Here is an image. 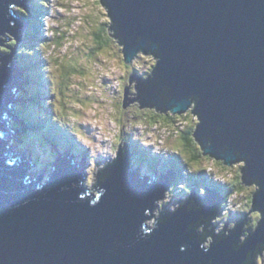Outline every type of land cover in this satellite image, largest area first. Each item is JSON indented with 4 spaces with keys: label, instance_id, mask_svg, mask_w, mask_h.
<instances>
[{
    "label": "water",
    "instance_id": "obj_1",
    "mask_svg": "<svg viewBox=\"0 0 264 264\" xmlns=\"http://www.w3.org/2000/svg\"><path fill=\"white\" fill-rule=\"evenodd\" d=\"M12 4L25 5L21 0H0V35L6 31L18 39L21 21L12 16ZM102 4L110 9L111 29L121 38L126 61L139 48L161 57L152 78L130 76V84L138 82V93L130 99L126 85L123 106L138 100L141 108L156 105L162 112L182 113L193 101L192 112L201 121L194 134L204 153L228 164L241 158L246 163L243 181L259 185L253 208L222 240L227 224L215 234L211 219L223 198L213 188L220 203L195 199L192 190L183 200L187 204L174 212L162 211L155 218L157 228L145 232L144 221L154 216L155 201L162 199L175 174L169 169L159 185L128 171L131 154H123L125 144L123 148L119 144L116 159L102 173L98 170L96 198L81 185L85 160L82 170L62 160L45 188L38 185L41 175L25 182L19 156L8 166L11 147L5 154L13 135L11 117L4 111L16 97L19 85L14 81L20 80L9 67L12 49L0 57V131H5L0 135V264H246L248 259L234 254L255 249L248 236L257 234L258 244L264 246V0H102ZM4 41L0 39V44ZM253 210L262 218L238 247L247 214Z\"/></svg>",
    "mask_w": 264,
    "mask_h": 264
},
{
    "label": "rangeland",
    "instance_id": "obj_2",
    "mask_svg": "<svg viewBox=\"0 0 264 264\" xmlns=\"http://www.w3.org/2000/svg\"><path fill=\"white\" fill-rule=\"evenodd\" d=\"M101 3L100 0H49L50 5L48 4L46 7H43L45 12H39L44 14V17L39 18L38 20V22H42V29L40 27L41 33L44 34V30H46L45 36L47 38L45 40L49 44V50H42L46 54V59H44L43 63L45 62L46 67L49 66L47 72L49 73L50 81L52 82V84L50 83L51 88L53 84L58 87L63 81L62 89L68 90L65 91L63 95H61V92L56 94V100L59 103L57 109L60 111V120L63 125L57 122L56 119L54 121L57 127L62 129V136H67L66 142L68 141V145L70 146L68 148L73 146L75 150H78L77 147L79 144L82 148L88 150L89 165L87 166V161H85V166L83 167L85 168L87 166V171L83 168L84 178L82 182L87 184L92 192H94V186L98 183V170L103 171L108 163L111 164L116 159L119 144H130L129 140H140L143 144L142 146L147 149V152L150 150L153 154L163 153L166 155L163 159L165 163L168 162L172 167L174 160H171L170 158L177 152L174 148L175 146H178L179 149L181 147L179 143H175L176 138H174L175 136L177 137V135L182 134L178 128L184 129L185 132H190L193 125L197 123V116L195 115L197 113L193 114L194 112H192L195 105H191L187 111L192 114L173 115L171 113L172 115L170 117L165 118H162L160 114H164L165 111L162 112V109H156V106H145L141 108V103L138 100L123 106L124 87L126 85L130 91L128 97H130V99L137 97L138 91L135 88L137 80H132L130 84V76L135 74L134 70L138 67L142 71H151V68L157 64V58L152 55H142L140 53L138 56L141 55L143 57L140 56L139 60H136L131 64L126 63L127 61L124 56L123 46L117 41H113V45L112 42H110L109 45L111 46H102L98 49L97 54V36L99 37L98 33H101L99 31L100 26L106 21L107 23L111 22L107 7L103 5V8ZM27 8L29 7H27L26 4L16 5L14 8L10 7L12 16L17 17V13L14 12L17 10L19 14L18 17L21 16V20L24 17V14L28 13L26 10ZM21 12H24V14ZM26 22L29 25L30 21L26 20ZM34 23L32 24L33 29L30 28L33 31L35 28ZM19 33L21 35L24 34L22 29ZM60 34L62 36H60ZM4 35H0V39L5 40L3 42L4 45H7L8 43L11 44L7 45V47L0 44L1 58L8 56L12 51L11 48H16L19 43V41L9 32H4ZM56 36L60 37L58 38V41ZM91 49H93L92 52H90ZM16 52L17 51H15L12 56L16 58L17 61L18 52ZM21 52L23 51L21 50ZM93 52L94 54H97L95 57ZM25 54L29 53L25 52ZM30 55V60H33L34 54ZM12 56L9 59V62L12 60ZM24 57L25 56L21 53L20 58L23 59ZM70 59L73 62L72 66L74 72L67 67H62V63L67 64ZM110 64L114 65L113 68H111L112 71L110 73L102 72L105 71V68ZM28 65H31V63L29 62ZM21 66L23 67L24 72L27 73V68L23 66L22 63ZM78 66L79 69L83 70L82 72L77 70ZM12 67L16 68V63L12 65ZM138 72L139 70L136 71V73ZM145 74V72L141 73L142 76ZM56 75H58V77ZM44 77L46 76L43 75V78ZM17 84L19 85L18 89L22 90L18 97L22 99L26 98V100H21V104H23L22 107L14 110L15 113H17L15 118L20 115L18 119L16 120L14 118V120H11L10 118L8 126L11 130L16 127L15 129H20V131L24 130L25 132V136L22 137L21 140L24 147H21L19 143L16 144L18 148V151L16 152L19 153V155L25 157L27 154H30L32 157L33 151L38 153L40 152L39 150H41V157L39 158L42 159V163L34 159L36 164H34L35 166L30 172L32 177L27 176L25 179V182H29V180L31 182L33 177L40 176L41 172L43 173L46 171L48 164L47 160L51 159L53 155H56L57 151L55 152V150L49 148L50 150H48L52 152V156L50 157L49 154H44L46 148L43 147L41 143H37L38 136L35 135V132H32V130L29 129L28 120L32 119V121H36L41 127L46 129L47 125L44 123L43 118L48 116L38 115L39 112H33V110L30 113L28 112L30 108H28L27 105H29V100L33 98L32 90L28 83L25 86L21 81H18ZM18 89H15V92L18 91ZM134 89L136 91H133ZM51 96L52 95H49L47 99H50ZM18 101L15 104H17ZM14 106L16 107V105ZM46 106L45 102H41V108L48 110ZM53 106H49L48 111H50L55 118ZM147 113L149 115H147ZM50 121L53 122L52 119H50ZM57 123H59L61 127ZM149 123L151 127L148 126ZM153 123L157 127L152 126ZM73 130L77 132L79 140L77 137L75 138L73 136ZM177 130L180 131V133H178ZM10 138H18V134H16V137L13 136ZM47 139H49V136H47ZM179 139L181 140L182 137L179 136ZM49 141L52 142L50 147L55 146L57 150H60L63 154L66 153L67 157H70L68 150L71 151V149L62 150L61 147L56 145L55 139L47 140V142ZM43 144L44 146L46 145L45 143ZM189 148V152H185L183 157L186 163L190 162L189 159L194 152H197L198 148L203 151V147L198 140H196L195 144H191ZM125 149H127L126 145ZM142 155V161L138 164L131 161L128 169V171H137L140 178L145 176L140 174L138 167H149L154 163H158L156 158L148 156L145 152H143ZM203 155L206 160H193L192 164L190 163L191 172L198 173L200 177L202 175L205 176L206 174L209 179V175L212 174V179L221 184H229V182H235V180L238 179L243 182L242 168L245 166L243 161H237L231 166L230 164L224 165L226 166L224 167L217 165L218 159L213 160L212 158L214 157L208 158V154L206 153ZM147 159L150 162H148ZM82 161L83 160L80 162L82 163ZM239 167H241V170ZM207 168L209 173H207ZM53 169L54 165H50L49 170H47L43 174L44 177L40 179L38 183L39 186H42L47 180L48 176L53 172ZM159 170L161 171V174H163L162 171H165L166 169L162 167V169ZM236 170L240 171L239 175L236 173ZM201 171L205 173H201ZM214 175H217V177ZM148 178V181L154 180V178ZM155 179L157 180L160 178L158 177ZM185 181L183 180L185 186L186 184H189L187 190L182 188V184H180L179 189H176L175 193L168 194L169 190L167 188L163 193L165 197L162 198V200L157 199L155 201V209L153 212L155 216L147 219L148 226H156L155 218H158L162 211L174 212L178 209V206L180 205L178 204L180 197H188L189 194L192 193V190H196L199 193L198 195H200H197L198 198L195 197V199H201L204 197L207 192V189H205L207 183L204 185V180H199V184L204 185L203 187H194L191 178H185ZM172 182L173 181H171V183ZM256 186L257 184L253 182L251 184L244 183L243 189L240 188L236 192L230 188L227 194L229 198L226 199V206L224 207L225 210L223 211L222 216H220V218L218 216L211 219V226L216 225L214 230L215 234L222 231L224 225L227 224L225 235L228 236V230H232L235 227L236 221L244 218L249 209L252 210V198L257 191ZM179 193H181V195H179ZM228 196H226V198ZM149 212V210L145 212L146 216H149ZM247 218L248 220L243 225V231L240 235L241 240L246 239L248 232H250L249 229L252 231V228H256V225L255 227L251 226L252 222L255 220V224H257L262 216L259 210H253L247 214ZM258 258L259 263L257 264H264V253L260 254ZM254 263H256V261Z\"/></svg>",
    "mask_w": 264,
    "mask_h": 264
},
{
    "label": "trees",
    "instance_id": "obj_3",
    "mask_svg": "<svg viewBox=\"0 0 264 264\" xmlns=\"http://www.w3.org/2000/svg\"><path fill=\"white\" fill-rule=\"evenodd\" d=\"M48 4H49V0H38V4H36V5L40 9H43V7H46V5H48ZM28 9H30V7L27 8L26 10L28 11ZM109 11H110V9L108 8V12ZM25 16H27L28 18H30L32 20V22L35 21V20H37V22L34 23L35 24L34 31L31 30V29H33V26H32V28L29 31H27V33L25 32V34L22 35L23 36L22 39L20 40V41H22L23 38H24V42L23 43H18V45H20V46H18L19 48L17 47L19 49V53H17L18 56H17V61H16V68H17L16 70L18 72H20L19 74H20V81H21V83L22 84L25 83V85L28 83L30 89L32 90V94H33V98H31L29 100V105H27V107L30 108V110H28V112L30 113V112H32V110H33V112H39V107L38 106L41 105V102H45V104L47 105L46 107L49 110V106L52 107L53 106V102H52V99L51 98L50 99H47V98L49 97V95H53L54 94V91L51 88L50 83H52V82L50 81V75L47 72L49 70V66L46 67L45 66L46 65L45 62L43 63L44 59H46V54L44 53V51L42 49L49 50L48 49L49 44L45 40L44 43L41 45V42H43L42 41V38H43L42 35H43V33H41V29H40L41 26H40V23L38 22L39 17H40V13H37L35 11H32V12H29L28 14L26 13ZM111 26H113L112 20L109 23H107V21H106L105 23H103L100 26L99 31L101 33H98L99 34V37L96 35L97 36V46H96L97 47V54H98V49H100L102 46H111V45H109L110 42H112V45H113V43H114L113 41H115V39L117 38L116 31L114 29H111L112 28ZM60 36H62V35L60 34ZM56 37H57V41H58L59 40L58 38H60V37L59 36H56ZM118 39L120 40L121 38L118 37ZM9 44H11V43H8L7 45H9ZM21 49L23 50V52H20ZM92 50L93 49H91L90 52H92ZM36 51H38V52H36ZM25 52H27L29 54H25ZM21 53L25 56L23 59L20 58L21 57ZM34 53L37 56V58L36 59L33 58V60L32 59L30 60V58H31V55L30 54H34ZM97 54H94V52H93L94 57ZM152 56H154V55H152ZM39 60H41V61H39ZM29 62L31 63V65H28ZM21 63L23 64V66H25L27 68V73L24 72V69L21 66ZM72 63L73 62H71V59H70V60H68V63L67 64H63L62 63V67H64V68L67 67L71 71L74 72V68L72 66ZM96 63H99V62H96ZM28 66H29L30 69L28 68ZM82 68H84V67H82ZM77 70L79 72H82L83 71V70L79 69V66H78V69ZM43 75H45L46 77L43 78ZM64 75H65V73H64ZM56 76L58 77V75H56ZM62 83H63V81L60 83L61 88H62V85H63ZM44 84H45V91H42L41 90V87ZM66 84H68V83H66ZM58 89H60V88H58ZM21 91L22 90H20V93H21ZM20 93H19V95H20ZM57 93L59 94L60 92L57 91ZM22 105L23 104H21V101H20V102H18L16 104V107L17 108H20V107H22ZM160 114H161L162 118L170 117L172 115L170 112H165L164 114H162V113H160ZM47 115H48V117L51 115V118L50 119H52V121H53L52 122L53 123L52 125L55 128V131H51V133L53 134V136L50 137L49 139L50 140L51 139L52 140L55 139L56 145L58 147H61L62 150H64L63 149V145L64 144L68 148V141L66 142L67 136H62V134H61V130L62 129H60L59 127H57V125L55 124V121H54L55 118L51 114V112H49ZM147 115H149V114L147 113ZM28 126L30 127L29 129H31L32 132H35V135L38 136L37 143L38 144L41 143V145L44 147V144L43 143H45V141H47L49 139H47V135L43 131V128L36 121H32V119H29L28 120ZM193 131H194V125H193V128L191 129V131L186 133V136L183 135L184 137H182V139L185 140V141L183 140L184 141L183 143L176 136L174 137V138H176L175 143H179L181 147L179 149L178 146H175L177 152L174 153L172 155V157L170 158L171 160H174V164H173L172 167L170 166L168 168H170L171 171L174 174H175V172L177 173L178 179H177V182L176 183L180 182L181 179L185 181V178H188V179L191 178V182L193 181L192 184H193L194 187H198V186H202L203 187L207 183V187L208 186L209 187L210 186H213V188H215V190L217 191L218 194L221 195L222 192H223L224 195L228 196L227 193H226V191L225 190L223 191L224 188L222 189L220 187V185L221 186H225L227 183L226 184L217 183L216 181L210 180L206 176V174H205V176L202 175L201 176L202 178H201L200 176H198V173L191 172L192 170H191L190 163L192 164V161L193 160H195V161L196 160H198V161L206 160L205 159V156L203 155L204 154V151L202 152L201 149L198 148L197 149V152H194L193 155H192V157L189 159L190 162L189 163H186L185 162V160L183 158L184 155H185V152H187V151L189 152V150H190L189 147L191 146V144H195L196 143V138L193 137L194 136L193 135L194 134ZM23 135H25L24 130H21V131L18 132L19 140H17L16 143H19L21 147H24V144L22 142H20V138ZM69 138H71V137H69ZM129 142H130V140H129ZM71 144H72V142H71ZM139 144H140L139 146H140V150L141 151L140 150H137V148L135 147L134 140H131V145H130L131 148H130V151H131L132 154H133V151L136 152V153H134V156L132 157L135 160H137L136 157L143 156L142 155L143 152H145L148 156H150L152 158H156V159H157V157L160 156V155H154L150 150H149V152H147L146 151L147 149L144 146H142V142H140ZM26 145H28V144H26ZM80 148H82V147H80ZM39 151L41 152V150H39ZM40 152H39V154H40ZM33 153L36 156V159L38 160V158H39L38 157V153H36L35 151ZM207 157L208 158H212L213 156L211 154H208ZM212 159H216V157H214ZM157 160H158V162H160L159 159H157ZM131 161H134V160H131ZM147 161L150 162L148 159H147ZM165 164L168 165V162L165 163ZM217 165L218 166H224V163H223V161H217ZM224 167H226V166H224ZM239 168L241 170V167H239ZM201 173H205V172L201 171ZM236 173H238V175H239L240 171H237L236 170ZM201 179L205 181L204 185H200L199 184L200 183L199 180H201ZM206 179H207V181H206ZM244 183L246 184V182H244V181L241 182V180L238 179V180H235V182L232 185L233 186H236L238 188L243 189ZM188 185L189 184H186V186H188ZM236 187H235V190H237ZM179 195H181V193H179ZM226 196H221L223 198L224 204L222 203L221 210H220V212L218 214L219 216H222L223 211L225 209L224 207L226 206L225 205ZM247 220H248V218H247ZM255 225H257V224H255V220H254V222H252V225L251 226L252 227L253 226L255 227ZM252 230H254V229L252 228Z\"/></svg>",
    "mask_w": 264,
    "mask_h": 264
},
{
    "label": "bare ground",
    "instance_id": "obj_4",
    "mask_svg": "<svg viewBox=\"0 0 264 264\" xmlns=\"http://www.w3.org/2000/svg\"><path fill=\"white\" fill-rule=\"evenodd\" d=\"M20 30H21V28H19V32H20ZM6 32V31H5ZM140 50V51H139ZM124 52V51H123ZM142 54L143 55V52H142V49L141 48H139L137 51H135V53L133 54V56H132V58H131V60H130V62L129 61H127L126 63H129V64H131L135 59H136V57L139 55V54ZM138 54V55H137ZM152 53L150 52V55H151ZM137 55V56H136ZM153 55V54H152ZM124 56H125V54H124ZM155 56V55H154ZM156 57V56H155ZM157 58V62L159 61V60H161V57H156ZM22 59V58H21ZM18 66V65H17ZM19 67V66H18ZM20 68V67H19ZM17 69V68H16ZM15 69V73L17 72V74H18V76L20 77V72H18L17 70ZM21 71V70H20ZM142 76V75H141ZM145 78H143V80H144ZM20 81V80H19ZM18 82V81H17ZM20 84V83H19ZM25 84V83H24ZM137 84H138V82H137ZM26 86V85H25ZM136 88V87H135ZM16 90L18 89L17 87L15 88ZM136 90H137V88H136ZM14 92H15V90H14ZM15 93H17L16 94V97H18V95H19V93H20V90L18 89V91H16ZM21 100H19L18 102H20ZM134 101H136V100H134ZM16 105V104H15ZM191 105H195L194 104V102L192 101L191 103H190V105H189V107L191 106ZM154 106H156V105H154ZM189 107L187 108V111H188V109H189ZM168 110V109H167ZM174 110H172V109H169L168 111H165V112H170V113H172L173 115L174 114H177V113H179V112H173ZM16 120L18 119V118H15ZM20 131V130H19ZM19 131H16V134H18V132ZM16 137V136H15ZM196 138V137H195ZM11 139H14V138H11ZM11 139H9V147H11V151H13L14 153H10L9 154V161H14V159L16 158V156H19V162H21V158L22 157H24V156H22V155H19V153H17L16 151H18V148H17V143H13L12 141H11ZM128 140V139H127ZM138 143H140V140H138L137 141ZM124 145V144H123ZM123 145H120V148H123ZM125 145H127V144H125ZM143 145V144H142ZM12 146H14V147H12ZM205 149H203V151H204ZM202 151V152H203ZM34 152V151H33ZM32 152V159L34 160H37L36 159V156L34 155V153ZM127 154H131V156H129V164H130V162H131V160H134V158H132L133 156H134V153L132 154L131 153V151H130V149H129V152H127ZM205 154V153H204ZM206 154H210V153H206ZM154 155H160V154H154ZM213 157H216L215 155H212ZM164 157H157V159H159L160 160V163H161V165H162V167H164V168H166L165 166H166V164H165V161H164V159H163ZM216 159H218L217 157H216ZM34 160V161H35ZM214 160V159H213ZM218 161H223V163L225 162V159H221V160H219L218 159ZM135 162V161H134ZM244 163H245V161H243ZM136 163V162H135ZM235 162H233V163H231L230 164V166L232 165V164H234ZM82 164V163H81ZM136 164H138V163H136ZM224 165H229L228 163H224ZM245 165H246V163H245ZM84 166H85V162H84ZM161 167V168H162ZM84 168V167H83ZM161 168H159V169H161ZM170 168H167L165 171H162V173H164V174H166V172L169 170ZM213 171V170H212ZM101 172V171H100ZM161 172V171H160ZM159 172V174H161ZM102 173V172H101ZM207 173H209L208 172V168H207ZM52 174V173H51ZM51 174H50V176H51ZM32 174L30 173V171H28L27 173H26V175L25 176H30V177H32L31 176ZM84 176V175H83ZM145 176H147V175H145ZM199 176V175H198ZM209 177H210V179H212V174L211 175H209ZM36 177H33V180L35 179ZM41 179V178H40ZM177 179H178V176H177V173L175 172V175H174V178H173V182L170 184V185H168L169 186V192H168V194L169 193H173V190H175L176 191V189H179V186H180V184H182V188H184L185 190H187V186H185L184 184H183V180L181 179L180 180V182H178V183H176L177 182ZM32 180V181H33ZM47 180H48V178H47ZM82 180H83V178H82ZM82 180H81V185H82V187L83 188H86V189H88L87 190V193L88 194H90V193H92L93 194V197H97V194H98V191L97 190H93L94 192H92L91 191V188H89L88 187V185L87 184H84V182H82ZM31 181V182H32ZM40 181V180H39ZM212 181H214L213 179H212ZM189 182V181H188ZM157 183V182H156ZM177 187V188H176ZM257 189L259 190V185L257 184ZM168 188V187H167ZM206 188H208V187H206ZM213 188V187H212ZM215 189V188H214ZM208 191V190H207ZM216 191V190H215ZM217 192V191H216ZM207 193V192H206ZM199 193H196L195 194V197H197L198 198V196H200V195H198ZM85 195V193H81V196H84ZM198 195V196H197ZM165 197V195H163V197L162 198H164ZM187 197H180V199L181 200H184V199H186ZM205 199V200H208V197L206 196V194L204 195V197H202L201 199ZM253 199V198H252ZM162 200V199H161ZM161 200H160V202H161ZM224 202V201H223ZM179 204V203H178ZM181 205V204H180ZM179 207V206H178ZM154 209H155V206H154V208H153V210H152V213L154 212ZM177 210V209H176ZM225 210V209H224ZM261 213V212H260ZM149 215H150V212H149ZM153 215H154V213H153ZM262 215V214H261ZM155 216V215H154ZM153 217V216H152ZM151 218V217H150ZM144 223H145V228L146 229H144L145 230V232L146 231H148L149 230V232H151V229L153 228V227H151V226H148V224H147V220H145L144 221ZM149 223V222H148ZM245 223H246V221H245ZM244 223V224H245ZM150 224V223H149ZM257 225H258V223H257ZM257 225H256V227H257ZM256 229V228H255ZM254 229V230H255ZM254 232V231H253ZM252 233V232H251Z\"/></svg>",
    "mask_w": 264,
    "mask_h": 264
},
{
    "label": "clouds",
    "instance_id": "obj_5",
    "mask_svg": "<svg viewBox=\"0 0 264 264\" xmlns=\"http://www.w3.org/2000/svg\"><path fill=\"white\" fill-rule=\"evenodd\" d=\"M100 1H102V0H100ZM102 4V3H101ZM103 5L104 6H106L107 7V10H108V6L107 5H105V4H102V7H103ZM14 6H16V4H12V6H11V8H14ZM104 8V7H103ZM43 11L45 12V10L43 9ZM15 13H17V17H18V11L16 10V11H14ZM42 17H44V15L43 16H41V14H40V17L39 18H42ZM110 17V16H109ZM111 18V17H110ZM36 22H37V20H36ZM39 23H40V26H41V21H39ZM32 28V27H31ZM41 29H42V27H41ZM27 31H29V29L27 30ZM26 32V31H25ZM27 33V32H26ZM18 34H19V29H18ZM18 40V39H17ZM118 42H119V39H118ZM4 45V44H3ZM41 45H42V42H41ZM5 47H7V45H4ZM20 46V45H19ZM18 47V45L16 46V48H14V47H12L11 48V50L13 49L14 50V52L15 51H17L18 53H19V47ZM22 48V47H21ZM124 49V48H123ZM22 50V49H21ZM23 51V50H22ZM140 51V50H139ZM16 52V53H17ZM21 52V51H20ZM36 52H38V51H36ZM142 52H143V49H142ZM150 52H152L151 50H149V51H147L146 53H144L143 52V55H150ZM45 53V52H44ZM138 55V54H137ZM136 55V56H137ZM141 56V55H140ZM140 56H138L134 61H136V60H139V57ZM141 57H143V56H141ZM34 58L36 59L37 58V56L35 55V53H34ZM72 59V58H71ZM124 61V60H123ZM134 61L132 62V63H134ZM72 62V61H71ZM16 63V58H14L13 56H12V60H10V62H9V67H12V65H14ZM113 66L114 65H112V64H110L109 66H107L106 68H105V71H102V72H105V73H110L112 70H111V68H113ZM155 66H156V64L154 65V67L153 68H151L152 70L151 71H149V70H146V71H142L141 69H139L137 66V68H136V70H134V73L136 74V75H138L141 79H143V78H145L146 79V77L148 76V75H150V77L152 78L153 77V73H152V71H153V69L155 68ZM14 69H16V68H14ZM137 70H139V72L138 73H136V71ZM14 72H15V70H14ZM142 72H145L146 74L144 75V76H141V73ZM41 90L42 91H45V84L44 85H42V87H41ZM133 91H136L135 89L133 90ZM55 95L53 94L51 97H54ZM39 107V111H40V113H39V115H44V116H48L47 114L50 112V111H48V110H45V108H41L40 107V105L38 106ZM169 110V109H168ZM168 110H166V111H168ZM177 114H185V115H187V114H192V113H188V112H182V113H177ZM193 114H195V113H193ZM196 116H197V123L196 124H194V131H195V129H196V126H197V124H200V119L198 118V115L197 114H195ZM153 116V115H152ZM47 118L48 117H45V118H43V121H44V123L45 124H47L46 122H47ZM9 120H10V118H9ZM8 120V123L10 122ZM149 125V124H148ZM152 126H154V127H157V126H155L154 125V123H153V125ZM149 127H151V125H149ZM16 128V127H15ZM193 128V127H192ZM180 131H181V133L182 134H179V135H177V138L179 139V136L180 137H184V136H186V133L187 132H185L184 131V129H180V128H178ZM154 130V129H153ZM178 131V130H177ZM180 131H178V133H180ZM194 131H193V133H194ZM132 135V134H131ZM184 135V136H183ZM194 136L193 137H195V134H193ZM25 135H23L22 137H24ZM21 137V138H22ZM20 138V142H21V139ZM132 139V138H131ZM180 140V139H179ZM184 139H181L180 141L183 143L184 141H183ZM9 141V140H8ZM72 146V145H71ZM68 147H70L69 145H68ZM139 149H140V147H139ZM138 149V150H139ZM174 149H176V148H174ZM133 151V150H132ZM141 151V150H140ZM129 152V151H128ZM134 153H136V152H134ZM137 159H139L138 157H136ZM134 161L136 162V163H139V161L138 160H135L134 159ZM241 161H244V160H241ZM159 163V162H158ZM34 168V167H33ZM154 228V227H153Z\"/></svg>",
    "mask_w": 264,
    "mask_h": 264
}]
</instances>
